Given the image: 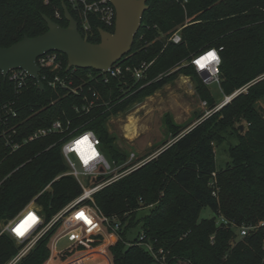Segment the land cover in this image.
Listing matches in <instances>:
<instances>
[{"label": "trees", "instance_id": "trees-1", "mask_svg": "<svg viewBox=\"0 0 264 264\" xmlns=\"http://www.w3.org/2000/svg\"><path fill=\"white\" fill-rule=\"evenodd\" d=\"M64 4L90 42L101 41L100 28H115L91 17L90 29L85 30L79 11L69 0H0V47L47 32L44 15L66 27ZM148 5L131 51L120 60L124 66L153 61L146 78L134 83L127 74L105 81L100 71L68 69L67 56L59 53L58 69L41 68L44 88L30 78L16 97L19 119L26 120L20 122L26 124L25 134L56 118L69 120L70 127L63 134L30 142L9 156L0 141V179L10 174L0 191V223L33 199L50 219L82 193L61 153L67 134L93 130L111 159L125 160L126 153L114 145L115 138L106 128L107 120L178 75L196 74L191 62L181 65L215 47L221 55L222 92L230 96L246 90L186 132L188 126L168 119V132L175 139L171 146L101 189L95 200L105 215H117L123 224L120 237L109 247L114 264H157L136 243L137 237H128L140 223L148 239L168 252L169 264H264L262 229L241 238L235 230L218 224L220 214L239 224L264 221V110L258 105L264 97V0H148ZM180 26H184L181 43L158 38ZM175 67L179 68L171 72ZM56 75L78 92L52 88L50 81ZM197 91L214 105L209 94L200 87ZM10 96H14L12 92ZM224 143L230 159L218 168L216 148ZM213 179L215 186L211 185ZM150 204L153 206L148 207ZM204 207H210L215 215L201 218ZM13 241L0 236V264L16 254ZM49 241L47 233L19 264H43L49 257ZM66 243L68 236L60 238L57 247ZM103 247L97 252L103 254ZM84 256L77 263L94 260Z\"/></svg>", "mask_w": 264, "mask_h": 264}, {"label": "built area", "instance_id": "built-area-1", "mask_svg": "<svg viewBox=\"0 0 264 264\" xmlns=\"http://www.w3.org/2000/svg\"><path fill=\"white\" fill-rule=\"evenodd\" d=\"M69 1L79 11L82 26L85 30L90 29L89 20L91 17H97L107 27H115L116 10L109 0ZM183 27H178L168 35V43L179 44L182 42ZM210 52L215 53L216 59L208 58V53ZM37 63L40 67V72L41 68L50 67L54 70L61 66L59 53L55 51L39 57ZM152 63L153 61L149 63L143 62L139 66H124L119 61L108 72L101 73L104 75L105 81L130 74L134 83H137L146 78L147 71ZM191 64L204 83L207 85L211 83L220 84L221 55L219 48L214 47L194 56ZM161 76L162 74L159 77ZM30 78L32 77L29 73L23 69H11L7 74L0 71V141L6 149V156L16 153L30 142L41 140L54 134H63L70 127L69 120L63 121L61 118H56L50 124L37 127L30 133L25 134L26 124H20V122H25L26 120L19 119L20 112L16 104V97L21 93L22 89L28 86ZM5 82L8 86H5ZM35 82L38 85L36 80ZM50 85L54 89L63 88L69 93L76 94L78 92L77 88L59 75H56L50 81ZM11 92L14 96H10ZM231 100L232 95L226 97L223 104L216 109L219 110L225 105L224 103H228ZM85 138H87V141H85ZM160 151L158 155L161 153ZM61 153L69 167V174L73 175L80 183L83 189L82 193L50 219L47 218L42 207L33 199L17 214L2 220L0 223V236L7 235L23 245V248L5 264H19L47 233H50V240H52V257L49 264H69L71 261L74 262L70 264H79L80 261L78 263L77 261L83 257L77 256L95 247L104 246L109 251V247L120 237V230L123 224L117 215L108 216L101 211L96 203L95 194L107 185L138 169L155 156H158L154 154L155 156L142 158L140 161L131 164V161L138 157L135 152H132L129 160L124 162L111 161L106 154L102 139L93 130L67 134L61 144ZM86 159L87 163H85ZM2 161L1 159L0 166ZM113 172L115 173L112 174ZM9 176L10 174L0 179V191L4 181ZM213 177H216L215 172ZM216 183L217 181L214 179L211 181L212 186H215ZM49 187L50 184L45 189ZM213 194L218 198L216 190L213 191ZM140 199L142 200V198ZM152 206L153 204H150L148 207ZM81 213L83 217L80 216ZM218 224L235 230L241 238L259 229L264 231V221L255 225L239 224L235 220L227 218L224 214L219 215ZM17 229L20 231L18 232ZM64 236L69 237V243L58 248L57 242ZM136 237V243L143 246L154 257L157 264H169L168 252L163 247H158L151 242L142 227ZM211 239H214V236ZM74 246L76 247V252L73 251V256L65 259L58 257L67 250L75 248ZM82 264H86V262L83 261ZM183 264L192 263L184 262Z\"/></svg>", "mask_w": 264, "mask_h": 264}, {"label": "rangeland", "instance_id": "rangeland-1", "mask_svg": "<svg viewBox=\"0 0 264 264\" xmlns=\"http://www.w3.org/2000/svg\"><path fill=\"white\" fill-rule=\"evenodd\" d=\"M169 33H161L158 35V38H162L168 42L167 38ZM190 62L189 60L181 66L187 65ZM179 67H175L171 72L176 71ZM199 87L210 95L214 101V105L213 103L211 104L210 100L203 98L198 93L197 88ZM245 90L246 88H243L237 92ZM226 97L228 96L222 92L219 83L207 85L198 73L195 74L192 72L178 75L153 93H144L126 111L111 116L106 122L108 132L115 138L114 145L127 155L125 160L116 161L124 162L129 160L132 152H135L138 157L132 160L131 164L140 161L142 158H147L154 154L158 155L160 150L162 152L175 141L168 132V119H171L178 125L188 126L184 131L186 132L202 119L217 111L218 109L216 108L223 104ZM258 105L264 110V97L259 100ZM236 143V140L233 141V144ZM228 148L227 143L219 145L216 148L218 168L225 167L229 161ZM107 151L108 158L113 161L114 159H111ZM214 215L215 213L210 207H204L202 209L201 218H211ZM140 230L141 223L132 229V232L128 235L129 239H134ZM13 244L17 249L16 253L23 248V245L15 240ZM51 246L52 240L49 241L48 245L50 257L43 264H49L51 262ZM73 251L76 252V247L67 250L58 257L65 259L66 257L73 256Z\"/></svg>", "mask_w": 264, "mask_h": 264}, {"label": "water", "instance_id": "water-1", "mask_svg": "<svg viewBox=\"0 0 264 264\" xmlns=\"http://www.w3.org/2000/svg\"><path fill=\"white\" fill-rule=\"evenodd\" d=\"M109 1L116 10L115 28L113 31L100 28V42L93 43L83 37L79 22L64 4V15L68 25L61 26L44 15L48 25L47 32L36 37L25 36L9 47H0V71L7 74L11 69L26 70L37 81L38 87L43 89L37 60L55 51L67 56L68 69L82 68L108 72L131 51L142 26L143 16L149 8L148 0ZM238 93L235 92L232 98Z\"/></svg>", "mask_w": 264, "mask_h": 264}, {"label": "crops", "instance_id": "crops-1", "mask_svg": "<svg viewBox=\"0 0 264 264\" xmlns=\"http://www.w3.org/2000/svg\"><path fill=\"white\" fill-rule=\"evenodd\" d=\"M102 246L100 247H95V248H92V249H89V250H86L85 252L81 253L79 256L77 257H85L84 255L88 254V256H92V258L94 259L93 261L91 262H87L86 261V264H104V263H107V264H114L113 263V260H112V257L110 255V252L108 251V249L106 247H103V254H101L100 252H97L98 250H100ZM98 253H100L101 255V258H99L97 255Z\"/></svg>", "mask_w": 264, "mask_h": 264}, {"label": "snow or ice", "instance_id": "snow-or-ice-1", "mask_svg": "<svg viewBox=\"0 0 264 264\" xmlns=\"http://www.w3.org/2000/svg\"><path fill=\"white\" fill-rule=\"evenodd\" d=\"M208 58L216 59L215 53L214 52L208 53ZM85 141H87V138H85ZM85 163H87V159L85 160ZM80 216L83 217V214L81 213ZM30 218H31V215H30ZM17 231L19 232L20 230L17 229Z\"/></svg>", "mask_w": 264, "mask_h": 264}]
</instances>
